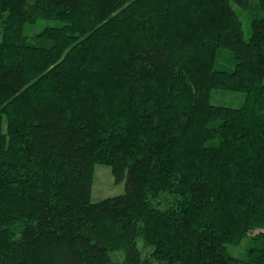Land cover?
<instances>
[{
	"label": "trees",
	"instance_id": "obj_1",
	"mask_svg": "<svg viewBox=\"0 0 264 264\" xmlns=\"http://www.w3.org/2000/svg\"><path fill=\"white\" fill-rule=\"evenodd\" d=\"M261 11L0 0V264H264ZM42 19L60 24L28 36ZM98 163L124 194L91 200Z\"/></svg>",
	"mask_w": 264,
	"mask_h": 264
},
{
	"label": "rangeland",
	"instance_id": "obj_2",
	"mask_svg": "<svg viewBox=\"0 0 264 264\" xmlns=\"http://www.w3.org/2000/svg\"><path fill=\"white\" fill-rule=\"evenodd\" d=\"M29 1H33V0H29ZM255 2H257V0H251L252 4H254ZM233 6L236 9V11L239 13L241 20L243 22L244 37L246 40H249L252 35L251 20L256 10L252 9L249 11L248 9L241 8L235 4H233ZM258 15L259 16L264 15V12L261 11ZM59 24L60 23L58 21L42 19L36 23L27 24L25 26V33L28 36H34L39 32H41L47 26H57ZM228 53L231 54L230 51H228ZM222 64L228 65V61L224 60L222 61ZM220 67L221 65L219 64L218 68ZM241 101L242 99L240 94H235L231 92L225 94L224 96L221 95L220 99L215 98L213 100V102L215 103H221L227 106H235V107L239 106L241 104ZM126 191H127L126 178L117 181L112 172V168L109 165L101 164V163L96 164L92 192H91V200L93 202H98L107 197L124 194ZM256 233L259 232L254 231L252 234H256ZM138 245L141 250H144L145 247L143 240H139ZM249 246H250V239L249 237H245L240 244H236V245L229 244L228 248L233 256L244 258L247 255ZM145 252H148V250L145 249ZM111 257L113 260L121 261L124 259V252L123 251L111 252Z\"/></svg>",
	"mask_w": 264,
	"mask_h": 264
}]
</instances>
